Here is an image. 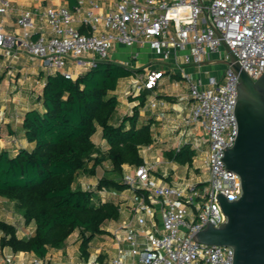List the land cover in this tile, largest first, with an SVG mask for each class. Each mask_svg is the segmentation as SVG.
<instances>
[{
  "label": "built area",
  "instance_id": "2783aa9c",
  "mask_svg": "<svg viewBox=\"0 0 264 264\" xmlns=\"http://www.w3.org/2000/svg\"><path fill=\"white\" fill-rule=\"evenodd\" d=\"M11 6L12 0H0V16ZM17 25L18 34L6 33L0 25V54L9 57L21 47L47 73L66 79L74 80L100 62L123 65L120 49L134 64L146 52L156 56L165 72L179 76L185 85L186 113L176 110L174 148L194 152L201 177L197 182L183 178L165 183L154 176L155 165L144 162L124 173L122 182L130 192L124 202L123 191L100 189L101 201L111 200L121 216L113 233L117 253L109 259L64 263L23 256L2 264H233L231 248L205 245L195 236L208 225L217 228L225 222L219 195L233 202L242 193L239 176L223 161L238 132L234 110L239 77L229 66L215 75L201 67L214 54L230 61L226 46L250 79L262 75L264 0H115L109 5L85 0L72 8L21 10ZM163 76L150 67L143 75L127 78L123 98L153 91ZM147 106L166 109L167 103L152 94ZM24 229L23 236L33 230Z\"/></svg>",
  "mask_w": 264,
  "mask_h": 264
},
{
  "label": "trees",
  "instance_id": "16d2710c",
  "mask_svg": "<svg viewBox=\"0 0 264 264\" xmlns=\"http://www.w3.org/2000/svg\"><path fill=\"white\" fill-rule=\"evenodd\" d=\"M135 74L123 65L100 62L74 80L46 76L37 97L41 108L26 111L20 126L31 148L0 151V198L15 203L24 225L33 224V230L19 237L15 225L0 219V251L44 260L77 233L78 258L87 260L91 241L108 234L106 225L119 220L118 206L102 202L98 191L126 190L123 167L142 165L140 148L153 144L152 117L140 115L151 91L131 97L130 102H138L132 113L117 116L120 103L113 92L122 79ZM98 133L103 145L93 141ZM4 134L0 125V139ZM193 156L189 147L166 154L179 165L191 164ZM106 163L111 170L97 177ZM80 176L96 178L95 188H76Z\"/></svg>",
  "mask_w": 264,
  "mask_h": 264
},
{
  "label": "crops",
  "instance_id": "0c3cea01",
  "mask_svg": "<svg viewBox=\"0 0 264 264\" xmlns=\"http://www.w3.org/2000/svg\"><path fill=\"white\" fill-rule=\"evenodd\" d=\"M77 1L85 2V0H12L11 9L5 15L0 16V25L4 32L18 34L19 28L17 20L21 10H35L37 13H40L46 6L50 5H67L69 8H72ZM114 1L115 0H98L99 3L106 5H109ZM36 23L38 26H42V28L44 27L43 23L38 18L36 19ZM120 51L124 52L123 54L121 53V55H126L128 59H131L127 51L123 49H120ZM148 56L151 57L150 54ZM147 59L142 56L139 61H147ZM161 66L163 65L161 64ZM161 66L156 65L155 67H152L153 69L162 71L164 76L159 81V85L148 94L147 102L143 110L140 111L141 116L145 115L152 117L151 134L153 144L147 147H141L139 152H147L150 155L157 154L161 157H165L162 161L157 158L156 163H151V161H147L144 156L140 154L144 162L155 165V172L153 174L163 182L171 183L175 179L183 178L197 182L201 177V169L198 166L199 161L195 159V155L193 156L191 164L183 165H179L166 158V154L176 152L174 148L177 141V132L174 131V124L178 119V112L176 110H182V114L186 113L185 110H183L186 103V88L179 76L165 72L164 66L160 69ZM48 74L49 73L42 68L41 63L39 61H31L21 47H17L12 51L9 57L0 54V125L4 127L5 131L3 138L0 139V151L7 150L13 153L18 149L31 148V145L25 140L20 126L23 115L26 111L36 107L41 108V105L37 102V97L40 95L45 85L46 76ZM126 79L127 78L122 79L119 82L117 90L120 87V83ZM117 90L113 92L114 96H116L115 93ZM152 94H155L157 98L166 101L167 108H159L156 110L149 109L147 104L152 97ZM162 96H167V98ZM116 98L120 103L117 113L118 117L130 115L133 107L138 103L136 101L130 102V100L123 97L116 96ZM9 129L13 131V134L7 133ZM198 133L200 134L199 130ZM93 141L96 144H104V141L100 139L99 133L94 137ZM128 168L132 167H123L124 173H126L125 170ZM80 178L81 176L77 181H79ZM89 184L93 185L91 182ZM125 191L128 193L127 190H124L123 192ZM19 218L22 219L20 216ZM0 219L2 218L0 217ZM2 220L12 223L5 219ZM120 220L121 216L118 221H110L105 227L108 234L96 236L91 241V254L89 258L97 257L100 260H105L116 255L117 249L114 244L113 233L118 227ZM112 224L116 226L114 231L111 229ZM24 227L33 229V224H30L29 226L24 225ZM103 237L104 242L102 243L99 238ZM68 245L69 239L63 249L50 250L46 259L64 263H77L81 261L78 258V242L74 250H69ZM122 247H124V245H122ZM2 254L4 257L13 261L20 259L23 256L27 258L33 256L32 254L27 253L14 254L9 249L0 251V256ZM1 263L2 262L0 261V264Z\"/></svg>",
  "mask_w": 264,
  "mask_h": 264
},
{
  "label": "water",
  "instance_id": "95a60500",
  "mask_svg": "<svg viewBox=\"0 0 264 264\" xmlns=\"http://www.w3.org/2000/svg\"><path fill=\"white\" fill-rule=\"evenodd\" d=\"M224 47L230 61L217 64L229 66L238 75L239 85L234 110L237 137L224 151L223 161L228 171L239 176L242 193L233 202L219 195L225 222L217 228L208 225L195 240L231 248L233 264H264V71L253 81Z\"/></svg>",
  "mask_w": 264,
  "mask_h": 264
},
{
  "label": "rangeland",
  "instance_id": "374dc122",
  "mask_svg": "<svg viewBox=\"0 0 264 264\" xmlns=\"http://www.w3.org/2000/svg\"><path fill=\"white\" fill-rule=\"evenodd\" d=\"M148 55H149L148 53L143 54V56L146 59L149 58V59H147V61H141L140 62L138 60V61H136L135 64L133 63V59H128L126 55H121L120 59H121L123 65L126 62L132 63L133 64V65H131L132 67L128 66V68L134 69L136 71V74L143 75L146 72L147 68H150L153 66L155 67L156 65L161 66V64L157 61L156 56L151 55V57H149ZM219 61H221V58L218 55H216V54L212 55L210 57V61L201 67V71L205 72L207 75H215L216 73H218L219 70L224 71L226 69V66L224 64H217V62H219ZM161 68H163V66H161L160 69ZM191 71L192 72L196 71V68H193V70H191ZM125 86H127L126 80L120 83V87L117 90V92L115 93V95L118 97H124L123 96V90H124ZM130 99H131V97L128 100H130ZM140 154L142 156H144V158L147 161H151V163H156L157 158H159L160 161H162L165 158V157H161L160 155H157V154H151L150 155L147 152L146 153H140ZM133 169L134 168H128L125 170V172L130 174L133 172ZM110 170H111L110 165L108 163L104 164L100 169H98L97 177L101 176L105 173H108V171H110ZM90 182L93 183L94 187L96 186V183H97L96 178H94V177L89 178L87 176H81L80 180L76 182V188L86 190L88 186L89 187L93 186L92 184H89ZM127 194H128L127 192H123L122 197L120 196V201L124 202L125 201L124 198L127 197L126 196ZM102 197L104 199H106V196H102ZM19 216L20 215H19V212H18V209H17V206L15 203L8 202L5 199L0 198V217L2 219H5L9 222L14 223V225L17 228L20 227V229L18 230V236L23 237V231L25 230L24 229L25 227L23 225V219H20ZM115 228H116V226L114 224H112L111 229L114 231ZM99 239H101L100 242H102V243L104 242V240H103L104 237L99 238ZM77 242H78V235H77V233H73L71 235V237L69 238V245H68L69 248L68 249L74 250L76 245H77ZM16 260H14V261H16ZM0 261L2 263L7 262V261L13 262V260L4 257L3 254L0 256Z\"/></svg>",
  "mask_w": 264,
  "mask_h": 264
}]
</instances>
